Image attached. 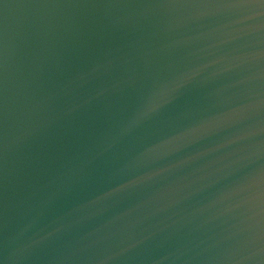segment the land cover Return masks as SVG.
<instances>
[{
  "label": "water",
  "instance_id": "1",
  "mask_svg": "<svg viewBox=\"0 0 264 264\" xmlns=\"http://www.w3.org/2000/svg\"><path fill=\"white\" fill-rule=\"evenodd\" d=\"M0 264H264V0H0Z\"/></svg>",
  "mask_w": 264,
  "mask_h": 264
}]
</instances>
